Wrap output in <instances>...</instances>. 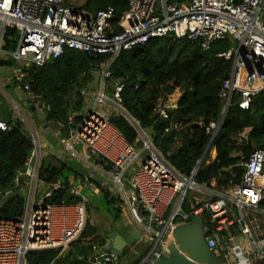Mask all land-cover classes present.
I'll return each instance as SVG.
<instances>
[{"label": "built area", "instance_id": "1", "mask_svg": "<svg viewBox=\"0 0 264 264\" xmlns=\"http://www.w3.org/2000/svg\"><path fill=\"white\" fill-rule=\"evenodd\" d=\"M8 28L18 32L14 50L4 48ZM169 36L195 41L203 50L210 49L217 40L232 44L219 54L232 65L220 92L227 112L222 110L207 128L213 144L230 107L248 110L253 98L264 91V0H129L119 20H115L112 5L91 12L68 0H0V54L6 59L43 66L67 48L95 58L108 57L101 66V90L86 106L82 121L68 137L61 138L60 131L57 135L72 157L96 173L108 174L119 185L140 227V242L134 254L142 247L143 253L132 264H154L167 249L175 228L197 217L204 219L206 240L216 258L223 259L224 264H254L264 260V145L238 163L245 169L239 183L221 188L203 185L196 176L207 164L214 150L212 144L202 161L185 174L155 147L151 135L130 120L122 107V85L116 84L112 99L105 94V78L110 77L109 68L122 51ZM24 88L33 93L29 83ZM103 102L114 104L115 112H122L135 126L141 148L130 143L110 122L113 113L98 109ZM168 109L167 105H159L156 112L165 118ZM0 130L9 131L11 126L0 119ZM34 143L26 170H18L16 178L18 184L19 176L26 175L24 184L31 187L24 214L17 220L0 216V264H30V251L58 249L60 255L65 250L68 253L88 222L87 199L81 185L70 186L72 195L82 196L78 203L46 202L64 185L39 181L37 138ZM35 155L37 160L32 163ZM135 162L136 169L126 177ZM40 182L46 189L38 200L36 188ZM125 183L131 193L126 191ZM105 245V241L94 242L87 255L89 264H121L120 257Z\"/></svg>", "mask_w": 264, "mask_h": 264}, {"label": "trees", "instance_id": "2", "mask_svg": "<svg viewBox=\"0 0 264 264\" xmlns=\"http://www.w3.org/2000/svg\"><path fill=\"white\" fill-rule=\"evenodd\" d=\"M128 2L87 0L81 8L96 12L112 5L115 8V20H119L128 8ZM17 41L18 32L6 29L4 48L14 50ZM229 46L228 41L217 40L210 49L203 50L197 42L185 37H163L130 51H122L109 68L110 77L105 78L122 85L120 96L125 112L151 135L155 147L185 174L191 173L210 142L211 135L207 132L210 123L221 116L224 104L220 92L232 63L219 54ZM107 59L106 55L95 58L86 52L67 48L60 57L51 59L43 66L30 64L23 67L25 81L31 85L37 104L42 102L41 121L53 130L60 131L61 138L68 137L70 131L82 121L87 106L86 93L95 79L94 71L101 69ZM5 63L12 65L13 60ZM176 90L181 92L177 106L171 109L170 122H162L163 118L156 108ZM32 110H36L34 105ZM5 121L11 130H0V216L17 220L25 211L26 196L22 194L21 188L28 179L24 175L22 184H17V171L26 170L35 143L20 118L9 117ZM110 122L130 143L139 144L140 147H137L141 148L137 129L122 112H113ZM263 145L264 91L253 98L248 110L236 105L230 107L212 144L216 156L209 164L203 165L196 181L217 188L239 183L245 169L238 163ZM65 168L73 167L54 155L51 162L41 159L39 181L49 185H64L53 192L47 203L75 204L82 201V196L70 193L73 184L64 175ZM73 169L75 174L72 179L77 181L81 173ZM82 177L98 184L95 177ZM98 187L104 190L108 202L117 204L119 198L111 196L103 186L98 184ZM185 205L187 207L188 202ZM120 214L121 209L116 207L113 217L118 219ZM95 234L96 229L87 222L83 233L66 256L60 255L58 249L30 251L27 260L30 264H89L87 255L96 241ZM78 255L85 258L80 259Z\"/></svg>", "mask_w": 264, "mask_h": 264}, {"label": "rangeland", "instance_id": "3", "mask_svg": "<svg viewBox=\"0 0 264 264\" xmlns=\"http://www.w3.org/2000/svg\"><path fill=\"white\" fill-rule=\"evenodd\" d=\"M74 5H77L79 7H83L84 3L87 0H68ZM232 45V44H230ZM16 63L22 64L23 61H17ZM15 67H19L15 65ZM94 83L91 86V88L88 90L86 93V103L87 105L92 104L96 96L102 86V75H101V69L94 71ZM105 85L107 86V89L105 90V94L109 98L114 97V89L116 86V83H113L111 80H105ZM15 87L14 83H11L10 87ZM8 87V89L10 88ZM5 91L6 90L5 88ZM181 96V92L179 90H176L173 94L169 95L167 100H164L161 102L160 106L167 105L169 108L175 109L177 106V101ZM117 108V107H116ZM98 109L101 111H105L107 113H113L115 112V105L110 103V102H103L98 105ZM86 110V109H85ZM29 112V117L31 120L34 121L35 127L38 128L41 120L40 115H37L34 113L32 110H28ZM132 122L135 123L134 120L130 118ZM175 119H173L172 124L174 123ZM174 125V124H173ZM26 129L32 137L34 138L35 136L33 135L34 131H30L29 127L27 125ZM39 129V128H38ZM39 138L42 139V129H39ZM37 138V150L41 152L40 156L42 159H44L46 162H51L53 161V152L54 150L50 148L48 149L47 145L40 146L38 137ZM139 140V138H138ZM43 141V140H41ZM140 141V140H139ZM54 142V141H53ZM60 143V142H59ZM140 143V142H139ZM36 146V144H35ZM54 149L59 150L60 155L64 158V160H67V164L79 171L81 174L78 176L77 181L75 179H72V177L75 174V170L72 168H65L64 169V175L68 176L72 182L73 185L82 186V195L87 199V221L89 222L90 225L94 226L96 229V234H95V239L97 241H102V238L105 237L106 232L109 230L116 229L118 232H120L123 235H128L129 232L131 231L132 228H140L133 220L132 215L130 213V210L128 206L125 204L124 199H123V193L119 187L118 184L114 183L113 179L105 173H100V172H94L92 171L91 168H89L85 163L81 162L77 157H72L70 152L64 148L63 144H57L55 143ZM137 146L140 147L138 144ZM210 151V150H209ZM58 152V153H59ZM213 151H211L208 155L207 158V164H209L213 159H214V154H212ZM142 156L141 158H143ZM60 158V157H59ZM136 162L130 166L128 171L126 172L125 176L126 177H131V174L133 171L136 169ZM91 176L93 175L95 179L97 180L98 184L106 188L111 196L115 198H119V201L115 205L112 202H108L107 199L104 196V190L99 189L98 184H94L91 181H88L86 179H83L82 176ZM125 189L128 193H131V188L128 185V183H125ZM46 189V187L43 185V183H39L38 187L36 188V198L38 200H41V194L43 193L42 190ZM22 194L25 196H29L31 193V187L28 185H25L24 187L21 188ZM36 199V200H37ZM37 202V201H36ZM116 207L121 209V214L118 219H115L113 217V214L116 211ZM239 240L242 244L243 243V238L239 237ZM140 240L135 241L132 244H128L124 248V256L120 257V262L121 264H132L136 262V260L142 255L143 253V247L141 251L138 253L134 254V251L138 250V245H139Z\"/></svg>", "mask_w": 264, "mask_h": 264}, {"label": "water", "instance_id": "4", "mask_svg": "<svg viewBox=\"0 0 264 264\" xmlns=\"http://www.w3.org/2000/svg\"><path fill=\"white\" fill-rule=\"evenodd\" d=\"M42 102H39V106ZM171 108L168 109L167 117L163 118L162 122L169 123ZM227 112V108L223 109ZM212 144V139L205 149L207 153ZM200 158V162L203 156ZM37 156H32L31 162L34 163ZM23 182V176H19L18 184ZM50 190V187L47 188ZM140 234L137 228H132L128 235H123L118 231H111L105 235V248L117 255L124 256V248L128 244H132L139 240ZM67 255V250L64 251L63 256ZM154 264H224L223 259H218L214 256L209 248L206 240V231L204 229L203 217H197L189 223L179 225L175 228L171 237L168 240L167 249L161 257L155 261ZM254 264H264V260L258 261Z\"/></svg>", "mask_w": 264, "mask_h": 264}, {"label": "crops", "instance_id": "5", "mask_svg": "<svg viewBox=\"0 0 264 264\" xmlns=\"http://www.w3.org/2000/svg\"><path fill=\"white\" fill-rule=\"evenodd\" d=\"M11 60L6 59L2 54H0V119H7L9 117L12 118H20L25 123V128L29 127L30 131H34L33 135L38 137L40 146L47 145L48 149H53L54 152L52 155L55 157L62 159L59 150L54 149L55 143L60 144V137L57 135V130H53V128L49 125H45L42 120L43 110L40 109V106L37 104L36 96L25 90L24 84L25 81V73L22 71L23 67L27 66L13 60L12 65H8L5 61ZM15 65L19 66L18 68ZM11 83L15 84V87H10ZM8 87H10L8 89ZM6 90L8 91H5ZM32 105L36 107V110H32ZM172 109V108H171ZM28 110L34 111L35 114L40 115L41 120H39L40 124L38 126L39 129H42V139L39 138V129L35 127V123L29 117ZM30 133V132H29ZM43 140V141H41ZM54 141V142H53ZM60 142V143H59ZM59 152V153H58ZM41 154V152H40ZM212 154H214V158L216 156V150L214 149ZM40 156V160H41ZM64 160V159H62ZM67 161V160H65ZM94 177L93 175H91ZM87 179V178H86ZM83 192V190H82ZM117 231L116 229H111L107 233L111 231Z\"/></svg>", "mask_w": 264, "mask_h": 264}, {"label": "flooded vegetation", "instance_id": "6", "mask_svg": "<svg viewBox=\"0 0 264 264\" xmlns=\"http://www.w3.org/2000/svg\"><path fill=\"white\" fill-rule=\"evenodd\" d=\"M115 231V230H114ZM120 233V232H119Z\"/></svg>", "mask_w": 264, "mask_h": 264}]
</instances>
